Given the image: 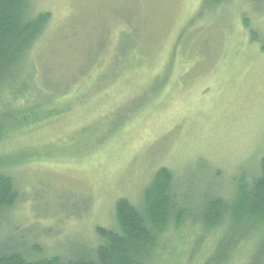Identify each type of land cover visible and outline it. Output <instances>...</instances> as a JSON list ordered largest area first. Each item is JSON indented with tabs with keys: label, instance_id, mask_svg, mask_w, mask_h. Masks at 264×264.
I'll list each match as a JSON object with an SVG mask.
<instances>
[{
	"label": "rangeland",
	"instance_id": "1",
	"mask_svg": "<svg viewBox=\"0 0 264 264\" xmlns=\"http://www.w3.org/2000/svg\"><path fill=\"white\" fill-rule=\"evenodd\" d=\"M32 6L51 14L35 48L40 77L70 87L62 115L3 131L0 151L20 192L10 223L36 227L46 252L96 243L95 228L113 226L116 200L140 204L160 166L193 197L198 182L229 193L233 177L255 172L264 157V0ZM183 234L165 235L161 264L187 259L199 234ZM203 237L190 264L203 262L216 232Z\"/></svg>",
	"mask_w": 264,
	"mask_h": 264
},
{
	"label": "trees",
	"instance_id": "2",
	"mask_svg": "<svg viewBox=\"0 0 264 264\" xmlns=\"http://www.w3.org/2000/svg\"><path fill=\"white\" fill-rule=\"evenodd\" d=\"M50 19L49 11L33 10L32 0H0V146L3 131L14 133L63 114L56 107L70 86L47 84L36 60L37 42ZM10 166L11 158L0 151V228L10 231L0 235V264H161L165 235L182 231L187 238L199 235L187 259L176 258L175 264H190L202 237L215 232L201 264H264V157L254 173L233 177L231 192L198 182L195 197L182 189L170 168L160 166L140 204L116 200L113 226H97L96 243L56 248L52 254L37 240L41 234L36 227L20 229L10 223L9 211L20 199Z\"/></svg>",
	"mask_w": 264,
	"mask_h": 264
}]
</instances>
